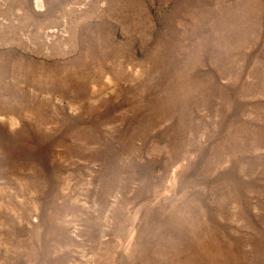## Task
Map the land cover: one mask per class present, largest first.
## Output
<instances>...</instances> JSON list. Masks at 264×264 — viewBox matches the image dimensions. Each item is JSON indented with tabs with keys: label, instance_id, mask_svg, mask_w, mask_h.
I'll return each instance as SVG.
<instances>
[{
	"label": "rangeland",
	"instance_id": "rangeland-1",
	"mask_svg": "<svg viewBox=\"0 0 264 264\" xmlns=\"http://www.w3.org/2000/svg\"><path fill=\"white\" fill-rule=\"evenodd\" d=\"M0 264H264V0H0Z\"/></svg>",
	"mask_w": 264,
	"mask_h": 264
}]
</instances>
